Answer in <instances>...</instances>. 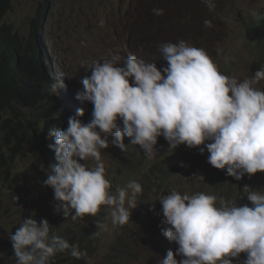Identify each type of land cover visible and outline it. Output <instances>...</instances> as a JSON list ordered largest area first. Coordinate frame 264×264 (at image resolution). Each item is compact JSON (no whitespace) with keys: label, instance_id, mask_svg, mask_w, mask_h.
Segmentation results:
<instances>
[{"label":"clouds","instance_id":"1","mask_svg":"<svg viewBox=\"0 0 264 264\" xmlns=\"http://www.w3.org/2000/svg\"><path fill=\"white\" fill-rule=\"evenodd\" d=\"M184 2L189 4L186 0ZM108 3L107 0L105 7ZM189 6L191 9H187L179 22L187 20L190 28L197 27L200 18H208L216 7L214 0H197L196 7L195 4ZM51 7L49 4L44 10L49 12L48 15ZM116 7L121 9L118 3ZM125 9L124 6L122 10ZM152 11L155 15H162L164 10L154 8ZM100 14L102 19L106 18ZM259 18L264 15L250 17L242 24L244 33L241 38L264 59V35L260 36L251 29L253 21ZM91 21L92 27L100 23H94L92 18ZM204 24L212 26L208 20ZM106 26L91 31V37H95L97 43L108 31H112L116 40L120 36L119 33L114 36L118 25L116 31L113 27L108 28V21ZM86 36L90 45L91 38ZM105 43L110 44L106 39ZM46 50L48 52L47 44ZM158 50L163 58V61L156 60L161 64L160 68L155 63L146 62L155 60L141 54L140 49H135L134 54L122 63L119 56H112L89 64L79 83L83 90L77 93L70 90L67 64L65 74L62 64L57 65L58 78L65 77L71 98L78 100V109L76 115L68 118L66 128L57 126L48 130V137L54 138V143L49 145L54 154L43 156H55L56 163L50 166L43 185L53 189L54 211L62 212L67 218L71 216L73 220L80 218L91 223L100 215L105 220L108 210L113 226H123L130 219L135 229L127 231L128 235L135 241L149 235L154 249L160 252L158 264H235L241 253H245L242 264H264V188L260 179H244L240 189L242 196L233 202H226L223 198L218 202V196L213 193L182 195L173 189L159 198L162 209L154 213V217H147L150 227L144 228L134 213L142 182L130 180L112 190L111 181L106 179L101 150L105 149L112 157L109 149L113 151L118 147L124 152L127 145H136L130 150H138L141 158L142 154L154 158L158 153L156 145L178 147L177 152H193L192 163H202L201 168L206 174V164L209 163L226 170V175L237 181L245 174L251 176L264 171V87L254 86L264 80V60L258 63L260 68L249 78L241 80L226 76L218 70L212 47L193 40L188 30L181 33L176 43H162ZM87 58L89 60V56ZM60 86L61 83L50 85L52 94L60 93L58 104L63 102V88ZM84 101L93 106L89 121L87 110L82 107ZM160 136L162 140L158 139ZM31 141L37 142H28ZM6 151L5 147L0 152ZM7 156H10L9 152ZM89 160L95 164L90 166L86 163ZM117 160L121 165V160ZM178 160L180 163L190 162L182 154ZM8 165L6 162L2 170H6L10 178ZM194 169L198 171L200 167L196 165ZM18 176L15 174L8 180L16 182ZM17 187L16 195L28 203V194ZM28 209L25 208L24 212ZM162 216V223L166 226L160 227L159 217ZM51 221L54 225L37 215L22 218L14 233L0 239V253L8 255L13 264H60V259L55 258L57 253L65 259L63 264H69L73 258H83L87 246L82 244L79 234L86 228L81 226L75 234L68 236L55 226V219ZM96 227L98 230L92 233L93 236L107 230L103 223H97ZM92 235L87 233L84 241H97ZM163 253H167L165 257ZM177 256L181 258L178 260Z\"/></svg>","mask_w":264,"mask_h":264},{"label":"rangeland","instance_id":"2","mask_svg":"<svg viewBox=\"0 0 264 264\" xmlns=\"http://www.w3.org/2000/svg\"><path fill=\"white\" fill-rule=\"evenodd\" d=\"M127 0H111V5L119 4L122 9L126 7ZM185 0H130V12L127 13L125 22L120 20L121 29L128 26L133 28L134 37L141 36V26L151 28L154 33V38L149 44L143 43V46L148 50L144 53L148 57L163 61L158 50V46L162 43H176L183 31H189V37L196 40L198 43H205L212 47L215 51L214 56L218 64V70L226 76H235L238 79H246L253 75L260 67L258 63L264 59L258 56L247 44L243 41L242 34L244 24L248 18H256L264 15V0H254L250 3L245 0H214L216 5L213 11H210L209 17H202L198 21V26L190 28L185 23L179 22L182 17H185L188 11L183 4ZM190 5L197 6V0H186ZM195 1V2H194ZM203 1V0H202ZM58 4V11L53 14V8H50V18L47 17L46 29L48 54L51 59H56L53 52V36L57 41V46L60 49L61 56L66 60L68 68V80L70 82V90L72 92L83 90L79 83L90 61L88 60V43L87 36L83 34V25L87 22H92L90 13L93 11L101 12L104 17L108 18L109 26L113 31H116L117 24L110 17L108 7H105V0H60L55 1ZM125 2V4H124ZM134 3V5H132ZM41 0H11V9L6 15V21L12 23L16 31L23 37H27L33 27V21L37 16L38 8ZM128 7H126L127 9ZM154 8L163 9L162 15H155L152 11ZM154 14L147 17V14ZM56 16V17H55ZM156 18V21H155ZM56 20V23L54 22ZM208 20L211 27H206L204 21ZM155 21V23H152ZM101 23L93 25L92 30L100 29ZM98 35L99 34H94ZM105 39L112 45L122 44L126 38L133 37L130 32L117 36V40L112 37V31L104 34ZM246 38V35H245ZM137 40L133 41V45H138ZM62 66V65H61ZM60 66V67H61ZM60 75L61 69L59 71ZM255 87H264V80L259 81ZM82 107L87 110L86 116L91 119L93 106H90L87 101L82 102ZM126 140H130L125 136ZM0 144V151L3 150ZM158 153L154 158H148L146 155V164L138 163V158L128 155L130 161H124L119 165V161L108 155L105 149L101 150V161L106 168V179L111 181L112 190L117 186H124L130 180H136L143 183L145 188H148L149 202L155 201L156 198L162 196L160 189L165 188L167 193L175 189L181 194L190 192L189 195L195 194L201 188L206 171L204 168L196 171V163H192L191 153H182V157L190 162L183 161L179 163L175 172L168 173L167 179L163 185L154 194L153 183L147 175L146 168H153L155 164L169 161V164L174 165L179 160H172V156L177 153V149L169 147L168 144L156 145ZM134 149H132L133 151ZM8 151L4 153V161L9 162L8 170L10 178L19 174L16 182L0 179V239L6 238L9 233H14L19 226V221L22 218H29L37 215L39 218H46L50 223L52 219L56 220V227L63 231L66 235L71 236L76 233L79 227L83 226L86 229H92L91 224L84 219L77 218L73 220L71 216L65 217L62 212L54 211L53 189L50 186H44L43 181L47 178V173L50 166L56 163L55 156L44 157L39 150L37 142L31 141L25 145L24 153L14 156L12 159L7 156ZM140 158L141 154L137 153ZM179 158V157H178ZM194 156V160H195ZM132 161V162H131ZM90 166L95 164V161L89 160ZM6 163L0 160V170L4 169ZM164 167L167 168L166 165ZM170 168V167H169ZM168 168V169H169ZM131 169L132 172H126ZM175 177V178H173ZM9 178V179H10ZM178 179V181H175ZM17 188H22L30 197L28 203H24V199H20L16 195ZM233 189L238 190L232 185L225 189L226 196L214 192L219 199L223 198L226 202L237 201L240 197L233 196ZM166 193V194H167ZM165 194V195H166ZM209 195H213L212 193ZM217 202V205H218ZM104 206V205H103ZM29 207L25 213L24 209ZM105 209L106 206H104ZM132 214V213H131ZM53 224V223H52ZM103 224L107 225V230L102 231L97 236V241L87 243L82 242L87 246L86 255L82 258L84 264H158L160 252L153 247L152 238L147 235L139 241L132 240L127 231L135 229L133 223L129 221L123 226H113L111 223L110 213L107 210L106 219ZM54 225V224H53ZM174 253L175 250L171 249ZM167 254V253H166ZM166 254H162L163 257ZM178 260L181 258L176 257ZM245 258V253H241L240 257L235 260V264H242ZM0 264H13L12 259L0 253Z\"/></svg>","mask_w":264,"mask_h":264},{"label":"trees","instance_id":"3","mask_svg":"<svg viewBox=\"0 0 264 264\" xmlns=\"http://www.w3.org/2000/svg\"><path fill=\"white\" fill-rule=\"evenodd\" d=\"M55 1L57 0H41L42 4L38 8L37 16L33 21V27L29 35L23 37L16 31L12 23L5 20L8 11L11 9V0H0V144L6 147L7 151L10 153L9 157L11 159L17 154H23L25 143L30 140L38 142L42 155L54 154V150L49 148V145L54 143V138L48 137V130L53 127L56 128L57 126L61 127V129L66 128L68 118L77 114L78 100L71 98V92L68 89L65 77L62 76L58 78L57 65L59 63L62 64L64 74L67 70L65 58L61 56L60 49L57 47V41L54 40L52 52L56 59H51L46 50L48 35V30L46 29L47 17L51 15H48L49 12H45L44 10L50 4L53 8V14H56L59 2L56 5ZM106 1L107 0H105V2ZM108 1L110 17L114 19V22L119 27L114 36L117 35V33L121 36L124 33L129 34L131 32L133 37L126 38L123 40L122 44L118 41L116 45H107L104 36H101L100 43H97L96 38L91 37L92 25L90 23L83 25V34L91 38L87 50L90 65L95 61H103L112 56H119L120 62L122 63V60L134 54L135 49H140L141 54H144L148 52V50L143 46V43L149 44L154 38V33L151 28L147 26L140 25L141 36L138 38L134 37L133 28L130 26L121 29L119 26L121 25L120 20H123V22L128 20L127 13L130 12V3L129 1L126 2V7H128L125 9L127 10L126 13L125 10L112 6L110 3L111 0ZM183 4L186 9H191L189 4L185 2ZM132 5H134V3ZM90 17L93 19L94 23H97V21L100 22V27H102V29L107 28L108 19H102L100 12L94 11L90 13ZM259 19L253 21L251 29L253 32L260 33V36H263L264 18ZM54 22L56 23L55 19ZM98 32L101 33V30ZM134 40L139 42L137 46L133 45ZM146 62H152L155 63L158 68L161 67V64L156 60H148ZM52 83H61L63 88V102L61 104L57 103V96L60 95V93L57 92L56 94H52L50 92V85ZM158 139L162 140L163 138L160 136ZM109 146H111V144ZM135 146L136 145H127V150L124 152L118 147H114L113 151L109 149L108 152L112 156L114 155L115 158L121 160L122 163L124 161H130L128 155H132L134 158H138V163L145 165V154H142V158H140L137 154L138 150H130L131 147ZM181 154L182 152H177L171 157L172 160H177L178 157H181ZM4 157V153L0 152V160L2 163H6ZM179 163L180 162L171 165L169 161L166 160L163 163L153 165L152 167H155L153 170L152 168H147V175L150 176V180L153 183L154 194L159 187L163 185V182L167 179L168 173H170V171L175 172ZM164 165L167 166V170L165 172H160L161 167H164ZM196 165L200 168L203 167L202 163H196ZM206 165L208 168L207 178L202 182L203 186L196 189L199 192L214 194V192L218 190V193H222V195L226 196L227 192H225V189L227 191V188L232 185L238 189H233V196L241 197L242 192L240 189L244 179L247 178L260 179L262 187L264 188V171H258L251 176L245 174L242 179L237 181L234 177L231 178L226 175V170L217 169L209 163ZM0 178L2 180L9 179L6 170H0ZM12 180L15 181V178ZM175 181H178V179ZM141 185L142 192L137 196V207L134 208V213L135 219H137L141 227L144 228L150 227V222L147 220V217H154L153 214L159 212L162 206L158 201L159 198H156L153 202H149L148 188H145L142 183ZM160 192L162 195L167 193L165 188L160 189ZM190 192L184 194L189 195ZM262 192H264V189ZM196 193L198 192H195V194ZM18 194L22 196L21 191H19ZM162 220L163 216L161 218L159 217L161 223L160 227L166 226L162 223ZM104 221L101 215L93 218L90 223L92 229L82 230V233L79 234V239L84 241L87 233L92 235V233L98 230L96 227L97 223H104ZM152 233L153 235L156 234L154 225ZM135 234L138 235L137 233ZM96 237L97 236H93V238ZM81 240H79L80 243ZM55 258L57 260L60 259V264H63L65 260H63L59 253L56 254ZM69 264H83L82 257L79 259L73 258V260L69 261Z\"/></svg>","mask_w":264,"mask_h":264},{"label":"bare ground","instance_id":"4","mask_svg":"<svg viewBox=\"0 0 264 264\" xmlns=\"http://www.w3.org/2000/svg\"><path fill=\"white\" fill-rule=\"evenodd\" d=\"M167 170L166 167H161L160 172H165ZM163 181V180H162Z\"/></svg>","mask_w":264,"mask_h":264}]
</instances>
